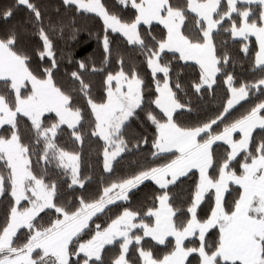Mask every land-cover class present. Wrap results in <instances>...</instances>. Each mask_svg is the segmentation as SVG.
I'll return each mask as SVG.
<instances>
[{
    "label": "snow or ice",
    "instance_id": "1",
    "mask_svg": "<svg viewBox=\"0 0 264 264\" xmlns=\"http://www.w3.org/2000/svg\"><path fill=\"white\" fill-rule=\"evenodd\" d=\"M0 264H264V0L0 4Z\"/></svg>",
    "mask_w": 264,
    "mask_h": 264
},
{
    "label": "trees",
    "instance_id": "2",
    "mask_svg": "<svg viewBox=\"0 0 264 264\" xmlns=\"http://www.w3.org/2000/svg\"><path fill=\"white\" fill-rule=\"evenodd\" d=\"M7 0H0V4L6 3ZM94 30V29H93ZM67 45L75 51L78 56L85 55L86 53H90L96 48V41L94 38H90L86 32H80L75 40H68ZM237 72H240L239 66L237 67ZM69 147H72L69 144ZM91 149L87 144H85L84 150V163L82 165V174L93 176L94 182L99 179V174L96 171V156L94 153L90 156ZM89 164H91V170L89 169Z\"/></svg>",
    "mask_w": 264,
    "mask_h": 264
}]
</instances>
